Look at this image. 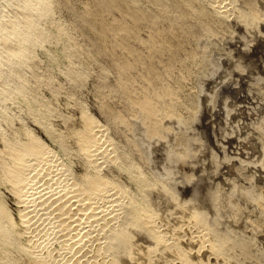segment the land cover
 Segmentation results:
<instances>
[{
  "label": "rangeland",
  "instance_id": "obj_1",
  "mask_svg": "<svg viewBox=\"0 0 264 264\" xmlns=\"http://www.w3.org/2000/svg\"><path fill=\"white\" fill-rule=\"evenodd\" d=\"M230 1L234 11L224 15L202 0H34L17 49L0 57V149L12 133L25 140L30 130L66 150L68 158L60 157L76 176L72 136L82 115L91 116L116 155V181L159 182L177 207L201 211L264 257V232L252 231L264 223V5ZM216 53L233 58L236 72L219 88L231 95L221 100L216 91L206 113L197 105V80ZM137 126L161 145L156 158L167 156L166 176L155 175ZM0 194L17 222L1 183ZM153 208L165 214L164 198ZM12 221L2 226L0 264H26Z\"/></svg>",
  "mask_w": 264,
  "mask_h": 264
},
{
  "label": "bare ground",
  "instance_id": "obj_2",
  "mask_svg": "<svg viewBox=\"0 0 264 264\" xmlns=\"http://www.w3.org/2000/svg\"><path fill=\"white\" fill-rule=\"evenodd\" d=\"M202 1L216 14L234 11L230 0ZM261 2L264 5V0ZM29 4L37 6L34 0H0V57L17 49L18 30L27 18ZM240 22L247 25L244 19ZM224 57L212 55L197 80V105L206 113L211 112L216 91L221 100L232 93L219 89L236 72L233 58ZM134 131L155 175L166 176L162 165H167L164 160L169 151L159 160L156 139L140 126ZM12 134L0 149V183L12 197L17 222L12 221L0 194V235L2 226L12 221L10 234L26 264H264V257L242 247L229 229L218 228L217 222L199 210L177 207L174 194L159 182L130 180L126 185L116 181L120 176L115 170L119 169L116 155L107 145L103 126L93 117L83 114L81 129L72 136L76 144L72 153L82 170L76 176L67 171L60 157L62 152L68 158L66 150L57 152L30 130H25V140ZM169 159L174 166L173 157ZM134 187L137 189L131 194ZM162 197L167 209L159 216L153 205ZM252 228L264 232V223Z\"/></svg>",
  "mask_w": 264,
  "mask_h": 264
}]
</instances>
